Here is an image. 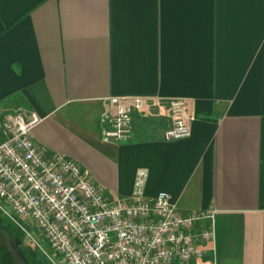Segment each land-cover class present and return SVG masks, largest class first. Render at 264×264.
Wrapping results in <instances>:
<instances>
[{
  "label": "crops",
  "instance_id": "crops-1",
  "mask_svg": "<svg viewBox=\"0 0 264 264\" xmlns=\"http://www.w3.org/2000/svg\"><path fill=\"white\" fill-rule=\"evenodd\" d=\"M113 97L146 101L122 141ZM172 98L195 119L167 141ZM19 109L111 201L144 169L148 196L217 210L208 262L264 264V0H0V118Z\"/></svg>",
  "mask_w": 264,
  "mask_h": 264
},
{
  "label": "built area",
  "instance_id": "built-area-1",
  "mask_svg": "<svg viewBox=\"0 0 264 264\" xmlns=\"http://www.w3.org/2000/svg\"><path fill=\"white\" fill-rule=\"evenodd\" d=\"M111 101L116 112L105 134L128 139L133 113L146 101ZM168 105L171 125L164 139L190 136L195 116L187 100L172 98ZM41 120L22 109L0 118V209L32 221L64 264H211L206 256L214 250L216 209L184 214L167 191L148 196L144 169L130 197L111 201L78 161L48 154L34 141Z\"/></svg>",
  "mask_w": 264,
  "mask_h": 264
},
{
  "label": "rangeland",
  "instance_id": "rangeland-1",
  "mask_svg": "<svg viewBox=\"0 0 264 264\" xmlns=\"http://www.w3.org/2000/svg\"><path fill=\"white\" fill-rule=\"evenodd\" d=\"M0 264L64 263L32 221H23L0 209Z\"/></svg>",
  "mask_w": 264,
  "mask_h": 264
}]
</instances>
